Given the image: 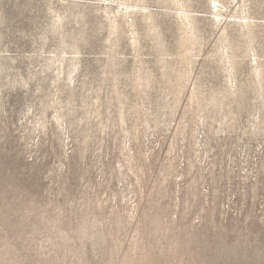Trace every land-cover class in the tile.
Listing matches in <instances>:
<instances>
[{
  "label": "rangeland",
  "instance_id": "1",
  "mask_svg": "<svg viewBox=\"0 0 264 264\" xmlns=\"http://www.w3.org/2000/svg\"><path fill=\"white\" fill-rule=\"evenodd\" d=\"M0 264H264V0H0Z\"/></svg>",
  "mask_w": 264,
  "mask_h": 264
},
{
  "label": "bare ground",
  "instance_id": "2",
  "mask_svg": "<svg viewBox=\"0 0 264 264\" xmlns=\"http://www.w3.org/2000/svg\"><path fill=\"white\" fill-rule=\"evenodd\" d=\"M216 6V5H215Z\"/></svg>",
  "mask_w": 264,
  "mask_h": 264
}]
</instances>
